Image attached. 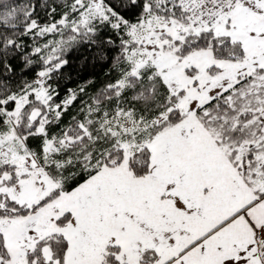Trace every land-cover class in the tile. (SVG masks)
Masks as SVG:
<instances>
[{
	"label": "snow or ice",
	"instance_id": "obj_1",
	"mask_svg": "<svg viewBox=\"0 0 264 264\" xmlns=\"http://www.w3.org/2000/svg\"><path fill=\"white\" fill-rule=\"evenodd\" d=\"M0 264H264V0H0Z\"/></svg>",
	"mask_w": 264,
	"mask_h": 264
},
{
	"label": "trees",
	"instance_id": "obj_2",
	"mask_svg": "<svg viewBox=\"0 0 264 264\" xmlns=\"http://www.w3.org/2000/svg\"><path fill=\"white\" fill-rule=\"evenodd\" d=\"M12 2L16 4H22L24 0H12ZM83 53L82 51H78L72 54L70 57V65L64 69L65 78L60 81L61 87V96L68 88H75L77 84H79L83 79L87 78V73L81 71L80 65L83 63ZM99 72V69L96 70ZM70 76V78H68ZM79 103V102H77Z\"/></svg>",
	"mask_w": 264,
	"mask_h": 264
}]
</instances>
